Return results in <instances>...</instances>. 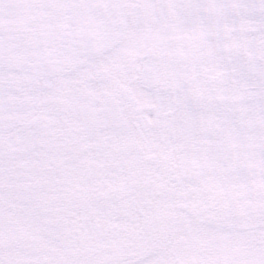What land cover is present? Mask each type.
Returning <instances> with one entry per match:
<instances>
[{
  "label": "snow or ice",
  "instance_id": "obj_1",
  "mask_svg": "<svg viewBox=\"0 0 264 264\" xmlns=\"http://www.w3.org/2000/svg\"><path fill=\"white\" fill-rule=\"evenodd\" d=\"M0 264H264V0H0Z\"/></svg>",
  "mask_w": 264,
  "mask_h": 264
}]
</instances>
